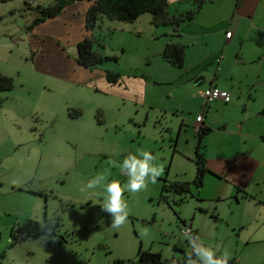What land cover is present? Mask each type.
<instances>
[{"label":"rangeland","instance_id":"obj_1","mask_svg":"<svg viewBox=\"0 0 264 264\" xmlns=\"http://www.w3.org/2000/svg\"><path fill=\"white\" fill-rule=\"evenodd\" d=\"M28 1L0 3V72L14 78V88L0 92V264H112L138 259L140 249L180 256L176 245L191 251L182 233L190 224L206 246H219L218 256L227 251L228 260L237 264H264L259 195L243 199L238 194L241 179L248 178L240 166L224 170L214 165L223 166L227 154L236 152V124L253 105L246 106L254 90L245 78L248 63L235 64L244 47L184 36L186 62L176 67L162 55L170 40L163 30L171 27L155 26L150 12L134 22L103 17L94 31V48L118 57L100 68L118 73L121 89H107L101 81L97 87L80 83L78 89L90 94L75 92L74 83H56L36 69L26 33L28 20L37 13ZM184 28L189 35L194 26L184 22ZM222 55L220 72L213 61ZM134 76L131 99L123 82ZM211 82L229 91L232 100L217 99L206 113L211 132L204 152L210 170L200 188L191 184L183 201L173 192H165L164 199L165 179L193 182L196 176L195 120L204 102L201 93L211 89ZM75 99L78 108L71 105ZM75 109L82 111L80 116L71 115ZM137 149L150 151L163 172L142 191H125L127 221L113 228L101 210L104 188L85 186L99 174L104 183H125L128 178L109 161L119 165ZM30 218L44 232L10 246L13 228Z\"/></svg>","mask_w":264,"mask_h":264},{"label":"crops","instance_id":"obj_2","mask_svg":"<svg viewBox=\"0 0 264 264\" xmlns=\"http://www.w3.org/2000/svg\"><path fill=\"white\" fill-rule=\"evenodd\" d=\"M190 2L189 0H169V8L170 10L171 8H177L176 12H173V10L171 12L181 13L193 8ZM34 4L29 9L34 10L37 4L43 3L38 0ZM89 4L88 0H75L66 5L58 15L47 18L35 25L33 21L38 13L31 11L37 13L28 20V32L26 33L33 62L39 72L49 73L55 78L56 83H58V80H65L77 85L75 92L82 90L78 89V86H81L80 83L97 87L101 86V81L106 82L107 89L112 87L120 90L121 84L118 85L120 80L116 83L109 81L106 71L100 68L101 64L93 68H86L77 61L78 43L86 33V13ZM191 26H194V29H190L191 34L189 35H185L186 28L181 29L184 35L179 36H171L168 33L171 29H165L163 32L170 37L168 42L180 41L185 44L183 37L190 36L195 42L202 38L208 43L224 44L226 48L236 44L244 47L243 57H240L235 64L244 66V63H248L244 66L245 78L248 80V85L252 86L254 90L252 96L246 100V106L248 107L250 101L253 105L249 107L242 120L236 124L237 133H235V136L238 138V143L232 144V149H237L236 152L230 155L227 154V162L224 159L223 166L222 164L214 165L218 168H224V170L225 168L236 169L240 166V169L245 172L244 176H248V178L241 179V193L238 194H243V199H252V195H259L260 198L254 197L259 201L261 200L262 208L259 210V221L264 224V115L261 114L264 109V0H207ZM229 30L233 32L231 38L226 37ZM223 61V55L213 61L220 72L223 71ZM227 72L229 71L227 70ZM129 76L131 77V75ZM136 77H132L128 82H123L130 98L132 97L131 90L137 83L135 80H138ZM140 81L145 82V80ZM218 84V82H211V87H217ZM82 91L88 94L91 93L90 91ZM231 100L232 95L229 101H224L230 102ZM212 102L207 105L204 112L203 126L206 125V113ZM71 105H73V108L81 106L79 99L72 101ZM88 109L92 110L94 108L89 106ZM206 163L208 166V158ZM212 164L210 167L213 168Z\"/></svg>","mask_w":264,"mask_h":264},{"label":"trees","instance_id":"obj_3","mask_svg":"<svg viewBox=\"0 0 264 264\" xmlns=\"http://www.w3.org/2000/svg\"><path fill=\"white\" fill-rule=\"evenodd\" d=\"M8 0H0L5 2ZM75 0H55L54 2L43 5L37 4L34 10L38 13V16L34 19L33 24L44 21L47 18L58 15L66 5ZM90 2L86 13V24L82 40L78 43V57L77 61L80 65L86 68H93L102 64L105 60L115 59L118 57L104 56L94 48L96 37L94 36L95 28L100 19L107 17L111 20H120L123 22H134L142 15L150 12L152 15V23L159 26H170L171 31L168 33L171 36L182 35V25L184 22L191 24L199 12L202 10L207 0H189L193 8L181 13H173L170 10L169 0H88ZM30 2V1H29ZM35 5V1L32 0V4ZM1 19V17H0ZM186 45L180 41L168 42L163 51V57L169 63L176 67H184L186 59ZM109 81L116 83L119 81L120 75L115 72H106ZM14 88V78L0 72V92L10 91ZM81 110L75 109L72 116H80ZM264 115V109L261 111ZM211 128L204 125L197 130V144L195 149V162H196V176L193 182L190 181H167L164 180L162 186V198L167 197L165 192H173L183 195L180 200H184L187 193L191 192V184H195L200 188L204 183V178L209 168L206 165L207 158L204 152L205 137L210 133ZM185 222V220H183ZM186 225V224H185ZM192 225H186V227ZM193 229V227H192ZM43 227L40 222L35 219H28L24 223L16 224L11 233V245L26 240L29 237H39L43 233ZM195 232V231H194ZM196 233V232H195ZM52 234H54L52 232ZM175 249L180 250L183 254L180 256H172L166 258L160 252H152L150 250L140 249L138 252V259H117L112 264H186L187 251L184 247L175 246ZM228 264H237L236 260H228Z\"/></svg>","mask_w":264,"mask_h":264},{"label":"clouds","instance_id":"obj_4","mask_svg":"<svg viewBox=\"0 0 264 264\" xmlns=\"http://www.w3.org/2000/svg\"><path fill=\"white\" fill-rule=\"evenodd\" d=\"M155 160L156 157L150 151L137 149L136 152L126 155L119 165H116L115 161H109L113 166H118L121 173L128 178L125 183L121 184L117 180L104 183L105 176L99 174L85 186L86 189H96L101 186L104 188L101 210L109 214L113 228H119L127 221L128 206L124 197L125 191L138 193L147 187L149 181L155 184L162 174L163 168L154 163ZM186 239L191 249L187 254L186 264H228L227 251L220 256L217 255L220 251L219 246L215 249L208 247L199 237L192 235H187Z\"/></svg>","mask_w":264,"mask_h":264},{"label":"built area","instance_id":"obj_5","mask_svg":"<svg viewBox=\"0 0 264 264\" xmlns=\"http://www.w3.org/2000/svg\"><path fill=\"white\" fill-rule=\"evenodd\" d=\"M29 3L32 4V0ZM232 33L233 32L231 30L227 31L226 37L227 38H231ZM201 97L203 98L205 104L203 106V111L196 117V126H197V128H200V126L203 125L202 121H203L204 112H205V110L207 108V105L210 102H212L215 99H217V98H221V99H224L225 101H229L230 98H231V94L228 91H223V90H220V89H218L216 87H211L210 90L202 92L201 93ZM182 233L186 234V235L196 236V233L194 232V229H192L191 226L185 227L182 230Z\"/></svg>","mask_w":264,"mask_h":264}]
</instances>
